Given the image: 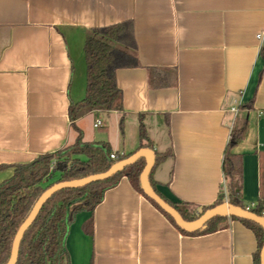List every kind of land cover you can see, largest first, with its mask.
Listing matches in <instances>:
<instances>
[{"label": "crops", "instance_id": "1", "mask_svg": "<svg viewBox=\"0 0 264 264\" xmlns=\"http://www.w3.org/2000/svg\"><path fill=\"white\" fill-rule=\"evenodd\" d=\"M124 22L132 23L139 67L116 71L121 112L75 121L82 142L131 156L140 150L141 120L149 151L165 156L151 172L156 191L200 209L224 189L230 130L236 118L246 121L232 152L242 158V203L255 205L264 154V41L256 40L264 0H0V183L12 166L75 142L68 109L85 96L86 35ZM65 247L70 264H254L257 241L231 218L213 233L185 235L122 177L92 212L75 216Z\"/></svg>", "mask_w": 264, "mask_h": 264}, {"label": "trees", "instance_id": "2", "mask_svg": "<svg viewBox=\"0 0 264 264\" xmlns=\"http://www.w3.org/2000/svg\"><path fill=\"white\" fill-rule=\"evenodd\" d=\"M83 51L86 65L85 96L80 102L71 104L68 109L71 126L78 134L75 142L53 154L40 156L31 165L12 166L13 175L0 183V264L8 262L13 239L19 227L28 217L35 202L48 188L56 183L104 173L115 163L129 157L112 153L107 144L83 143L81 132L77 130L74 123L94 111H122V92L116 84V71L139 67L135 55L136 45L132 23L124 22L88 32ZM260 57L264 62V43L260 49ZM152 73L150 72V75L153 79ZM166 85L168 84L163 86ZM237 109H241V106ZM121 128L122 121H120ZM247 131L248 123L236 118L223 154L222 171L225 186L212 206L196 209L189 204L167 201L156 191L151 181V173L150 185L158 196L173 207L186 222L194 221L205 211L223 204L224 198L228 204L245 210L246 207L242 203V158L234 154L232 150L245 139ZM138 138L140 150H151L141 120ZM111 154H115L114 160L110 159ZM164 158L165 156L154 154L152 170ZM259 159V196L255 206L249 209V212L264 218V154L259 155ZM58 164L61 166V171H58ZM144 166V159H139L107 180L91 183L78 189H64L51 196L24 233L16 264H70L65 241L75 216L81 212H92L102 202L104 194L114 188L122 177H126L132 187L146 197L141 190L139 180ZM5 168L2 166L0 170ZM56 172L58 178L47 184ZM146 199L176 226L168 215L147 197ZM231 219L239 221L254 233L257 251L253 263L260 264V251L264 244L263 229L258 224L247 220ZM223 220L225 218H214L192 233L184 232L177 226L176 228L189 236L205 235L219 230Z\"/></svg>", "mask_w": 264, "mask_h": 264}, {"label": "water", "instance_id": "3", "mask_svg": "<svg viewBox=\"0 0 264 264\" xmlns=\"http://www.w3.org/2000/svg\"><path fill=\"white\" fill-rule=\"evenodd\" d=\"M139 159L145 160V166L140 175V186L142 192L145 196L152 201L158 208L163 211L166 215H168L174 224L184 232L192 233L195 232L210 220L221 217V218H236L240 220H247L253 223L258 224L263 229L264 233V218L257 216L251 212L245 211L239 207L232 206L227 202H224L221 205L215 206L207 211H205L198 219L186 222L182 219L179 213L167 204L164 200H162L158 194L153 190L152 186L149 182V175L152 171L154 165V157L153 154L146 149H141L129 156L127 159L115 163L109 170L104 173L88 176L82 179L60 182L52 185L48 188L35 202L33 208L31 209L28 217L19 227L12 243L10 258L6 264H16L19 252L20 242L26 230L31 226L34 222L38 212L42 208V206L49 200L51 196L55 193L64 190V189H78L85 187L91 183L101 182L109 179L111 176L121 172L126 167L133 165ZM33 163V162H32ZM32 163L28 164L31 165ZM58 171H61V166L58 164ZM260 264H264V244L260 251Z\"/></svg>", "mask_w": 264, "mask_h": 264}, {"label": "built area", "instance_id": "4", "mask_svg": "<svg viewBox=\"0 0 264 264\" xmlns=\"http://www.w3.org/2000/svg\"><path fill=\"white\" fill-rule=\"evenodd\" d=\"M256 40H258L259 42H263V41H264V31H263V32H260V33H258V34L256 35ZM230 110H231V112L234 113V114L237 113V108L232 107ZM100 126H101V122H100L99 120H97V121L94 123V125H93V127H94L95 129L99 128ZM110 159H111V160H114V159H115V154H111V155H110ZM254 206H255V205H251V206L246 207L245 211H248V212H249V209H252Z\"/></svg>", "mask_w": 264, "mask_h": 264}, {"label": "rangeland", "instance_id": "5", "mask_svg": "<svg viewBox=\"0 0 264 264\" xmlns=\"http://www.w3.org/2000/svg\"><path fill=\"white\" fill-rule=\"evenodd\" d=\"M58 178V173H54L50 180L47 182V184L54 182ZM224 202H227V200L224 198ZM245 206V205H244Z\"/></svg>", "mask_w": 264, "mask_h": 264}]
</instances>
